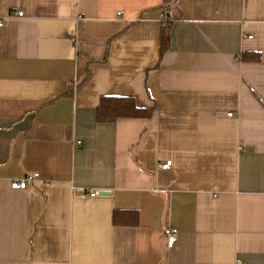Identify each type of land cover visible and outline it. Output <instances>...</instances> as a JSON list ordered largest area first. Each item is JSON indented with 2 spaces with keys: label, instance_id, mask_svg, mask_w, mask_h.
<instances>
[{
  "label": "crops",
  "instance_id": "obj_1",
  "mask_svg": "<svg viewBox=\"0 0 264 264\" xmlns=\"http://www.w3.org/2000/svg\"><path fill=\"white\" fill-rule=\"evenodd\" d=\"M0 24V264H264V0H0ZM106 96L153 116L99 123Z\"/></svg>",
  "mask_w": 264,
  "mask_h": 264
},
{
  "label": "trees",
  "instance_id": "obj_2",
  "mask_svg": "<svg viewBox=\"0 0 264 264\" xmlns=\"http://www.w3.org/2000/svg\"><path fill=\"white\" fill-rule=\"evenodd\" d=\"M170 29L171 25L166 23L161 32V59L170 48ZM242 59L246 61L259 62V53H243ZM154 110L140 108L131 97L106 96L102 98L101 104L97 109L96 118L99 123H114L119 119H149L153 116ZM114 223L120 227H136L138 214L135 211H116Z\"/></svg>",
  "mask_w": 264,
  "mask_h": 264
},
{
  "label": "built area",
  "instance_id": "obj_3",
  "mask_svg": "<svg viewBox=\"0 0 264 264\" xmlns=\"http://www.w3.org/2000/svg\"><path fill=\"white\" fill-rule=\"evenodd\" d=\"M18 16L22 17L23 14L20 13ZM2 26V24H0ZM249 39H252V37H249ZM231 116V115H230ZM172 162L168 161L165 164L161 166L162 169H168L171 166ZM38 178V174H33L26 176L25 178L21 180H15L11 183V188L13 190H25L29 183L35 181ZM99 194L97 192H91L90 196L92 198L97 197ZM165 236L167 238V248L172 249L177 244L178 241V233L171 228L166 229Z\"/></svg>",
  "mask_w": 264,
  "mask_h": 264
},
{
  "label": "water",
  "instance_id": "obj_4",
  "mask_svg": "<svg viewBox=\"0 0 264 264\" xmlns=\"http://www.w3.org/2000/svg\"><path fill=\"white\" fill-rule=\"evenodd\" d=\"M99 195H102V196L109 195V192H100Z\"/></svg>",
  "mask_w": 264,
  "mask_h": 264
}]
</instances>
